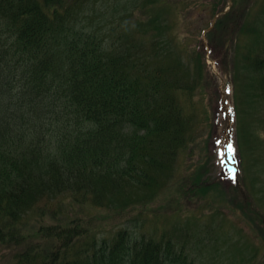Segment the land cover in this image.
I'll use <instances>...</instances> for the list:
<instances>
[{"label":"trees","instance_id":"1","mask_svg":"<svg viewBox=\"0 0 264 264\" xmlns=\"http://www.w3.org/2000/svg\"><path fill=\"white\" fill-rule=\"evenodd\" d=\"M156 1L0 0V264H200L175 233L114 225L160 195L158 203H182L217 187L200 160L169 184L180 151L196 153L195 102L207 92L203 52L173 38L169 14L177 8L178 26L197 12L211 23L225 4ZM257 1L256 10L234 0L209 33L222 43L238 37L237 133L245 164L260 166L246 174L253 190L264 173V36L254 45L240 35L264 24ZM110 6L119 23L104 15ZM253 213L262 220L260 209ZM209 222L201 225L211 241L222 225ZM239 242L230 264L244 258Z\"/></svg>","mask_w":264,"mask_h":264},{"label":"rangeland","instance_id":"2","mask_svg":"<svg viewBox=\"0 0 264 264\" xmlns=\"http://www.w3.org/2000/svg\"><path fill=\"white\" fill-rule=\"evenodd\" d=\"M219 1H221L222 5L226 2V0ZM252 2L253 0H251L250 3ZM155 3H159V1L155 0V2H152V4ZM245 5L248 6V2H246ZM248 7L257 10L259 8L258 1L255 0ZM110 10L114 14L115 8L110 6V9H108L104 15L107 13L110 21L114 20L116 23H119V15L115 13L118 19L113 18L109 13ZM120 10L123 12V7H120ZM171 11L169 16L175 22L171 25V27H174L170 31L173 38H176L179 42V38L181 37V39L185 38L189 43L197 44L199 42V33L201 29L205 27L209 21L199 18L196 14L194 17H190L188 25L183 28V26H178L177 24V16L175 13L178 12L177 8H173ZM255 16L257 15L252 14V17ZM148 18L152 20L154 16L149 15ZM97 21L96 19L94 22L97 23ZM109 23L110 22L105 23L103 26L107 29ZM110 24L113 26L112 22ZM256 27L261 34L260 36L258 32L247 31L244 35H240V40L243 43L248 42L257 45L260 40L263 39L264 33L262 31L264 30V24H260ZM237 43L238 37L236 36L229 41L227 51H229L231 55L235 54V46ZM207 62L209 70H205L206 83L209 82L206 84L207 92L200 96L198 102H195L198 112L200 115L204 116V118H202L199 115L200 121L197 129L198 141L195 145L196 153L193 158L190 159L189 150L186 153L184 150L180 151L177 160V168L174 169V174L171 176V180H173H170L171 182L169 184H176V182L185 178L188 174L192 172L195 173L199 165L193 164L200 160V164L202 162L207 163L203 177L211 182L217 183V187H209L206 195L199 193L183 198L182 203L179 201L169 204L158 203L163 201V196L160 195V198H157V202L151 208L135 210L125 218L118 217V222L114 225L125 227L126 225H134V223L137 222L138 227L141 229L143 228L145 233H148L147 228H151V232L158 234L162 232H166L169 235L177 234L181 239H186L187 242L193 245L194 253L200 264H230V255L234 250L233 244L239 242L242 237L247 236L249 242H239L240 248L246 250L242 264H264V222L258 220L253 213L257 208L260 210L262 209L264 213V192L260 189L264 184V173H258L260 179L257 181L258 183H256L255 190L250 186L248 188L252 196V202L254 203L253 206L249 207L247 210L244 208L245 205H241L239 190L237 191V189H234L233 182L230 179L222 177L225 171L233 174L231 171L233 168L226 159L227 150L225 134L229 120L225 111L220 107L222 97L218 86L223 83L224 90L227 94H230H228L229 101L233 104V87L231 82V74H233V72L230 69L228 70L229 72L224 68L222 69L219 63L212 58H208ZM219 62L222 63V65L225 64V57L223 55L219 56ZM215 64L222 74L224 79L223 82L220 78H216L215 76ZM217 91L220 93H216ZM255 107V105L251 107V111L254 115H256ZM254 119V116L247 114L248 122ZM237 123V120L234 118L232 122L233 154H235L237 149L239 151ZM244 166L245 164L243 163L242 166L240 165V178L243 176ZM259 167L260 166H258V168ZM258 168H256V166H251L250 173L252 174L253 171ZM233 205L238 206L236 208L237 212ZM93 212L99 213V210H94ZM210 219L214 221L215 226L219 223L222 225L219 234H215L211 241L207 236L206 227L202 226L204 224H209ZM232 232L236 235L235 242H229V237ZM207 243L209 244L208 248Z\"/></svg>","mask_w":264,"mask_h":264}]
</instances>
